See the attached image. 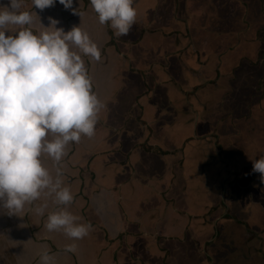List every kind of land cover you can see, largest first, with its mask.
I'll return each instance as SVG.
<instances>
[{"label":"crops","instance_id":"0c3cea01","mask_svg":"<svg viewBox=\"0 0 264 264\" xmlns=\"http://www.w3.org/2000/svg\"><path fill=\"white\" fill-rule=\"evenodd\" d=\"M134 7L129 33L93 70V89L106 103L96 134L70 144L62 162L74 194L70 210L92 230L76 253H66L70 241L48 232L47 214L28 205L17 215L0 209V243H12L14 264H40L44 249L58 264H264V181L253 165H243L256 150L251 133L264 121L258 120L264 117V0H134ZM237 12L243 14L236 20ZM227 19L237 28L225 37L219 25ZM224 37L229 42L219 43ZM240 49L229 67L226 59ZM209 50L221 59L218 73ZM211 89L222 94V104ZM214 118L218 127L233 120L232 133L212 130ZM159 130L165 141L177 132L182 138L164 148ZM189 150L218 185L196 181L204 176L187 169ZM237 159L242 168H231ZM53 163L45 158L46 166ZM174 163L178 174L170 170ZM221 189L235 208L250 211L257 230L221 202ZM200 192L209 199L201 202ZM224 220L236 222L237 231L248 224L242 241Z\"/></svg>","mask_w":264,"mask_h":264},{"label":"clouds","instance_id":"9594fccd","mask_svg":"<svg viewBox=\"0 0 264 264\" xmlns=\"http://www.w3.org/2000/svg\"><path fill=\"white\" fill-rule=\"evenodd\" d=\"M57 2L83 17L75 0H32L41 12ZM90 4L117 37L129 33L138 15L134 0ZM24 6L25 0H0V209L17 215L34 205L36 215L47 214L46 230L70 241L64 252L76 253L92 225L70 210L74 194L62 162L70 144L95 136L106 108L83 59L99 61L101 51L81 24L66 31L58 20L48 17L45 26L40 18L43 30L34 31L39 15ZM253 172L264 181V157L253 161ZM40 264H58L56 254L44 249Z\"/></svg>","mask_w":264,"mask_h":264},{"label":"rangeland","instance_id":"374dc122","mask_svg":"<svg viewBox=\"0 0 264 264\" xmlns=\"http://www.w3.org/2000/svg\"><path fill=\"white\" fill-rule=\"evenodd\" d=\"M242 14H243L242 12H237L236 20L239 19L242 16ZM219 26L222 28L225 37H227L229 35L231 36V34L233 33V27L234 26H235V28H237V25L233 21H229L228 19H227V22L221 23ZM229 28H232V30H229ZM225 37L220 38V40H218L219 43L229 42L228 38H225ZM231 41H233V38H231ZM209 52H211L212 60H213L212 70L214 69V71H215L214 73H218L217 72V68H218L217 65H218V63H221V59L217 53L216 54L212 53L211 50H209ZM241 55H243V49H240V51H238L235 55H232L229 59L225 58L228 62L229 67H233L235 65L236 61H238L241 58ZM225 69H227V68H225ZM225 82L226 81H224V83ZM209 95H218L219 102H220V104H222L223 96H222V94L219 93V91L217 92V91L211 89V92L209 93ZM238 108L242 109L243 108L242 104L239 103ZM256 109H257V107L254 104L249 115L250 116L252 115V117L255 118L257 116V112H256L257 110ZM262 119L264 120V117H261V115H258V120H262ZM215 120H216V118H214L213 121L211 122L212 130H217L218 132H220L221 137L225 136V134L229 135L230 133H232V131L230 132V129H233V125L231 123V122H233V120L229 121V122L222 123L220 125V127L214 125ZM254 123H257V122L254 121ZM234 124L236 126H241L242 121L236 119L234 121ZM256 125H257L256 126L257 128L256 129L254 128L255 131H253L251 133V136L255 137L254 139H252V143H253V145L255 144L257 148L254 146L256 150H249L247 152V155L244 156V158H243L244 159V161H243L244 168H245V166H247V167L252 166L253 161H255L256 159H259L261 157H264V144L258 147L259 142H257L260 139H261L260 141H263L262 139L264 138V121H260ZM121 132H122V130H121ZM165 134L166 133H164V132L160 133V130H159L156 132V135H155L157 138V143H161V146L164 148H172V147L176 146L178 144L179 140H181V138H182V132H177V133H175V135L172 137L171 140L168 139L167 141H165ZM197 137L198 136L196 134H194V138H197ZM194 151L195 150H189L186 152L185 164H186L187 169L190 172H194L195 174H196V172H199L200 174H202L204 176V179L198 178L196 180V181L202 180L201 185H203L204 187H206L208 184L210 187H212L213 185H218V183L213 184L211 178H209V181L206 179V174H205L206 172H205L204 167L197 168L199 166L198 161H197L198 156L195 154ZM235 155H237V154H235ZM154 160H156V159H154ZM238 161H240V159H237V160H234V162H231L230 167L241 169L242 167L240 166V163ZM178 165L179 164L174 163L172 165L174 167H172L171 169L170 168H167V169H170L175 174H178V171L180 170V166H178ZM208 167H209V177H210V173L212 172L211 171L212 166L209 165ZM164 168H166V166H164ZM190 168L192 171L190 170ZM183 179L185 180L184 176H183ZM196 186H198V185H196ZM221 187H222V185H221ZM201 189H204V188H201ZM229 192H230V190H229ZM219 194L222 198L221 202L223 201L230 208L231 213L237 214V216L240 218L247 219L248 220L247 223H249L250 230H257L258 225L255 222H253L252 220H250L251 218L249 216H247V214H246V212L247 213L250 212L249 210L243 211V210H238L237 208H235L233 205V202H232L233 200L230 198V196L225 194L223 189L220 190ZM198 195H199L198 199H200L202 197L201 202L209 199L207 194H203L200 192ZM223 224H228L231 227V230L236 232V234H235L236 237L234 239H237L238 241H242L243 239H241V237H243L244 234H246L249 231V229L247 228L248 224L241 226L239 231H237V228H235V227H237L236 222H231L230 220H224ZM223 242H225V239L220 241V243H223ZM12 248H13L12 243L9 245L6 242L0 243V264H14V258L12 256V251H11Z\"/></svg>","mask_w":264,"mask_h":264},{"label":"flooded vegetation","instance_id":"af4514ba","mask_svg":"<svg viewBox=\"0 0 264 264\" xmlns=\"http://www.w3.org/2000/svg\"><path fill=\"white\" fill-rule=\"evenodd\" d=\"M7 5V2H5ZM74 8L79 9L83 13L81 18L79 15L73 14L72 10H66L63 5L57 4L49 9L41 12L39 9H35L32 0H25V6L23 10L30 11L32 13L37 12L40 16L34 15V31H39L41 22L48 26V17H54L60 23L58 27H63L66 31L70 30L73 26H79L81 24L82 28L87 31L91 39L99 46L101 51V57L108 56V49L116 45L118 37L113 34L112 29L108 25H101L98 20L97 14L93 11L90 4V0H75L73 5ZM42 31V30H41ZM85 60L86 67L88 68L89 74L92 77L93 70L96 69L98 61L92 60L89 57H83ZM106 59L105 61H108Z\"/></svg>","mask_w":264,"mask_h":264}]
</instances>
